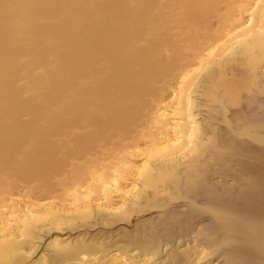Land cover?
<instances>
[{
	"label": "bare ground",
	"instance_id": "obj_1",
	"mask_svg": "<svg viewBox=\"0 0 264 264\" xmlns=\"http://www.w3.org/2000/svg\"><path fill=\"white\" fill-rule=\"evenodd\" d=\"M0 264H264V0H0Z\"/></svg>",
	"mask_w": 264,
	"mask_h": 264
},
{
	"label": "rangeland",
	"instance_id": "obj_2",
	"mask_svg": "<svg viewBox=\"0 0 264 264\" xmlns=\"http://www.w3.org/2000/svg\"><path fill=\"white\" fill-rule=\"evenodd\" d=\"M199 199H202V200L206 199V196L202 195ZM243 209H244L245 212L248 211L247 207H245V206L243 207ZM171 211L172 212H186L187 208L176 207V208H172ZM149 217H151V216L148 215L147 218H149ZM206 224L210 225L211 223H210L209 220H206ZM123 226L127 227V228H131V225H118V226H115L113 228H104V227L100 226V227H96V228L91 229L90 232H92V234H97L100 230H103V231H106V232H110V234H112V233L116 232L118 229L122 228Z\"/></svg>",
	"mask_w": 264,
	"mask_h": 264
}]
</instances>
